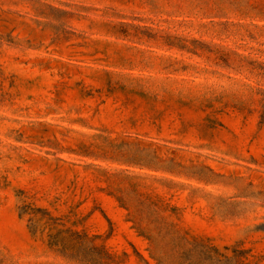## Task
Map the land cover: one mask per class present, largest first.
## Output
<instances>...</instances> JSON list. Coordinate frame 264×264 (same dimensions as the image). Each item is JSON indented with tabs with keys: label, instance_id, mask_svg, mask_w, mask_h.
<instances>
[{
	"label": "rangeland",
	"instance_id": "374dc122",
	"mask_svg": "<svg viewBox=\"0 0 264 264\" xmlns=\"http://www.w3.org/2000/svg\"><path fill=\"white\" fill-rule=\"evenodd\" d=\"M0 264H264V0H0Z\"/></svg>",
	"mask_w": 264,
	"mask_h": 264
}]
</instances>
